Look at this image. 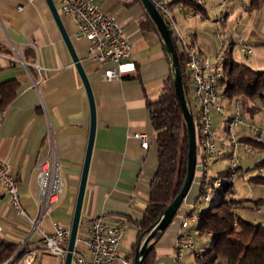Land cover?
Listing matches in <instances>:
<instances>
[{
    "label": "crops",
    "instance_id": "1",
    "mask_svg": "<svg viewBox=\"0 0 264 264\" xmlns=\"http://www.w3.org/2000/svg\"><path fill=\"white\" fill-rule=\"evenodd\" d=\"M93 1L118 22L133 49L131 60L119 66L121 77L106 80L104 72L113 65L86 59L88 42L76 36L75 22L60 11V4L55 1L84 66L96 106L95 136L78 234L87 232L90 219L96 215L105 214L109 220L124 218L127 227L120 249L126 256L132 254L133 261L137 241L144 233L136 223L145 214L151 181L159 165L148 102L159 96L172 74L171 56L156 26L143 27L149 16L140 0ZM167 1L179 31L196 43L201 54L214 65L221 62V56L234 57V53H238L243 59L239 62L250 65L247 61L251 59L254 69L264 70V0H259L257 7H250V0H230L227 22L218 25L214 20L219 13V0H203L193 13L179 8L180 5L190 8V5ZM216 31L220 33L219 38ZM239 35L254 47L249 58L236 46ZM37 63L40 70L36 68ZM220 99L228 102L227 108L221 101L230 112L234 99L224 95ZM263 105L260 104L261 110L253 115L245 112L246 117L264 123ZM212 116L218 144L225 156L212 164L208 176L226 182L230 169L225 123L217 111H213ZM89 132L88 96L47 1L0 0V160L18 179L20 201L27 213L22 216L13 211L6 188L0 185V235L19 245L16 252L27 241L25 250L30 253V264H60V258L43 248L41 230L51 233L53 221L71 226ZM141 132L149 134L147 149L133 137L134 133ZM241 137L248 140V131ZM256 147L264 154L262 146ZM52 149L60 162L62 192L51 210L38 220L37 165ZM251 168L252 159L247 156L238 176L247 181L243 173ZM201 176V170L196 169L195 179L177 216L156 237L154 264H174V246L180 230L193 234L198 244V249L185 252V264L198 263V253L212 245V233L207 234L212 240L198 239L201 236L199 220L190 221L181 229L182 219L196 205ZM253 182L262 185L264 193V184ZM256 220H260L259 217ZM146 235L143 234L142 241Z\"/></svg>",
    "mask_w": 264,
    "mask_h": 264
},
{
    "label": "built area",
    "instance_id": "2",
    "mask_svg": "<svg viewBox=\"0 0 264 264\" xmlns=\"http://www.w3.org/2000/svg\"><path fill=\"white\" fill-rule=\"evenodd\" d=\"M33 2L35 0H25ZM60 4V11L72 18L76 24V36L84 38L87 42L86 59L102 65H113L104 72L106 80H113L121 77L119 66L132 58L133 45L123 33L118 22L93 0H54ZM163 16L172 32L173 38L180 52L183 54L192 80L193 96L189 105L192 113L197 144L196 169H200L203 179L207 183V190L202 196L201 209L195 211V206L186 213L181 222V229H185L189 221L200 220V212L206 209L214 199L212 194L226 182L231 186L228 188V198H234V183L242 166V161L251 157L252 162L258 167V175L263 176L264 161L262 150L256 145L264 148V123L253 118H248L243 110L241 100L235 98L232 110L227 112L221 102L222 89L221 78L224 76L222 62L225 57L221 56V62L214 65L208 57L201 54L196 43L187 39L178 29L177 22L171 12V4L167 0H151ZM203 4V0H196V5L185 8L180 5L182 12L193 13L197 6ZM230 7V0H219L218 10L214 23L227 22V10ZM19 10L22 6L18 7ZM216 37H220L218 31ZM237 48L247 58L254 53V47L243 36L239 35L236 40ZM36 68L41 69L37 63ZM217 111L224 121L225 139L228 143V162L230 176L226 182L219 178H210L208 171L212 164L224 158V150L218 144V133L213 125L212 112ZM264 113V105L262 106ZM246 130L250 138L242 139ZM133 137L140 140L141 147L147 149L149 146V134L145 132L134 133ZM38 220L48 213L58 201L62 192V178L60 175V162L54 149L47 157L42 159L38 165ZM0 185L6 188L10 198V205L13 211L22 216H27L19 196L18 179L12 174L9 166L0 160ZM261 221L264 222V207L257 206L253 209ZM236 223V221H235ZM53 231L47 233L41 230L42 246L52 255L60 258V264H64L67 253V245L70 237V227L53 221ZM127 225L124 218L118 217L109 220L105 214L96 215L89 221L86 233L77 234L75 249L71 264H133L132 258L124 255L120 249V242ZM25 241L16 253L24 251V254L15 263L14 258L0 264H30L29 254L25 250ZM84 249V251L79 248ZM198 244L193 234L180 230L174 246V264H184V254L187 250L197 249ZM88 255V256H87Z\"/></svg>",
    "mask_w": 264,
    "mask_h": 264
},
{
    "label": "trees",
    "instance_id": "3",
    "mask_svg": "<svg viewBox=\"0 0 264 264\" xmlns=\"http://www.w3.org/2000/svg\"><path fill=\"white\" fill-rule=\"evenodd\" d=\"M171 2L196 5V0H172ZM258 5L259 0H250V7ZM143 25V27H149V25L155 27L150 17ZM173 39L178 50L186 99L190 104L191 76L186 69L185 58L178 48L176 39ZM222 67L224 76L221 78L220 87L223 95L229 99L241 100L244 112L250 115L261 110L260 104H264V70H256L246 63H241L231 54L225 57ZM148 108L156 132L159 165L151 181L150 198L145 214L136 223L140 232H145L161 217L169 202L180 191L187 170L186 125L175 94L172 74L165 82L159 96L148 102ZM261 165L264 166V161ZM252 180L264 184V176H255ZM230 186L226 182L218 190L222 188L227 192ZM206 190L207 183L202 179L195 205L198 210L201 209V198ZM262 205H264L263 198L237 200L223 197L208 204L206 209L200 212L199 234L212 233L214 240L210 247L198 253L199 264H264V222L246 219L239 212L241 209L253 211L254 207ZM18 247L17 243L0 235V263L13 257ZM23 254L24 251L19 252L14 261H18ZM154 259L153 246L143 264H154Z\"/></svg>",
    "mask_w": 264,
    "mask_h": 264
},
{
    "label": "water",
    "instance_id": "4",
    "mask_svg": "<svg viewBox=\"0 0 264 264\" xmlns=\"http://www.w3.org/2000/svg\"><path fill=\"white\" fill-rule=\"evenodd\" d=\"M46 1L61 31L63 39L72 56V59L78 70V73L82 79L83 85L85 87L88 96L89 107H90V132H89L88 145H87L83 169L81 173L73 219L70 226V237L67 245V253L64 260V264H71L75 249L76 237L78 234V228L80 224L81 208H82L85 187L89 172L90 160L92 155V149H93V142H94L95 128H96V106H95L93 90L89 82V79L86 75L84 66L74 48L72 39L65 30V27L63 25L55 1L54 0H46ZM140 1L143 4L148 16L155 24L157 31L159 32L160 37L164 42L166 50L171 56V70H172L173 84L175 88V94L179 102L181 112L186 125L188 152H187V170H186V177L184 183L180 191L169 202V204L163 211L161 217L144 232L147 235L143 241H142V236L144 233L140 235L134 251L133 264H143L146 255L155 244L156 235L163 233L169 227L172 221L175 219L195 179L196 162H197L195 124L186 99L183 82H182L181 70H180L178 50L175 45L172 32L168 27L166 21L164 20L163 16L161 15V13L158 11V9L155 7V5L152 3L151 0H140ZM17 254L18 253H15L13 257H16Z\"/></svg>",
    "mask_w": 264,
    "mask_h": 264
},
{
    "label": "rangeland",
    "instance_id": "5",
    "mask_svg": "<svg viewBox=\"0 0 264 264\" xmlns=\"http://www.w3.org/2000/svg\"><path fill=\"white\" fill-rule=\"evenodd\" d=\"M234 59H236L237 61H242L243 59L238 55V53H234ZM249 58V57H247ZM247 63L250 64V66L255 67V65L253 64L251 59H248ZM224 105L228 108V102L224 99L221 100ZM229 112V111H227ZM221 128V126H220ZM224 165L226 166V162H224ZM264 174V172H263ZM243 175L246 177L247 181L245 179H243V176H238L236 178V181L234 183V199L237 200H245V199H259V198H263L264 199V193H263V188L262 185H257L253 182V180H249L251 177L257 176L258 175V167H256L254 165V163L252 162V168L251 170L244 172ZM214 201L218 200L219 198H228V193L223 191V189H219L216 190L215 193L212 194ZM264 207V205H263ZM240 214L242 215V217L249 219V220H255L256 218H258V215L256 213H254L252 210L249 209H241ZM190 222V221H189ZM207 234L201 235L198 237V239H200V241H204V240H212L211 237H208ZM198 249V247H197ZM132 255V254H131ZM130 255V256H131ZM134 255V253H133ZM129 256V257H130ZM185 261L187 263V257L185 256ZM185 264V262H184ZM195 264H199L195 262Z\"/></svg>",
    "mask_w": 264,
    "mask_h": 264
}]
</instances>
